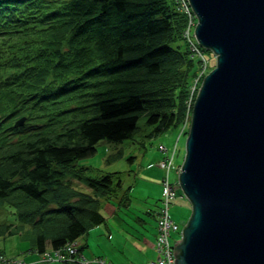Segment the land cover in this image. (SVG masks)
<instances>
[{
	"label": "trees",
	"instance_id": "16d2710c",
	"mask_svg": "<svg viewBox=\"0 0 264 264\" xmlns=\"http://www.w3.org/2000/svg\"><path fill=\"white\" fill-rule=\"evenodd\" d=\"M179 1L0 0V205L18 221L0 237L27 226L42 254L84 236L119 182L76 161L132 138L140 116L149 137L182 123L201 61Z\"/></svg>",
	"mask_w": 264,
	"mask_h": 264
},
{
	"label": "water",
	"instance_id": "95a60500",
	"mask_svg": "<svg viewBox=\"0 0 264 264\" xmlns=\"http://www.w3.org/2000/svg\"><path fill=\"white\" fill-rule=\"evenodd\" d=\"M188 3L216 64L185 140L178 185L191 214L174 264H264V0Z\"/></svg>",
	"mask_w": 264,
	"mask_h": 264
},
{
	"label": "rangeland",
	"instance_id": "374dc122",
	"mask_svg": "<svg viewBox=\"0 0 264 264\" xmlns=\"http://www.w3.org/2000/svg\"><path fill=\"white\" fill-rule=\"evenodd\" d=\"M197 20L195 22L196 26ZM194 27L192 28V36L196 44L201 47L206 57L205 65L201 68L202 73L198 75L204 76L208 74L216 64L215 54L200 46L194 35ZM173 48H178L181 53L186 51L187 43L181 40L175 41L171 44ZM202 77L199 79V84L202 82ZM204 78V77H203ZM197 85V87L199 86ZM21 119V118H20ZM187 127L184 134L181 133L182 125L171 127L162 133L149 137L153 127L145 123L144 116H140L137 126L138 129L132 138L125 139L119 142H112L107 140H101L96 146V152L87 158L76 161L79 166L87 167V174L91 177H98L105 173H114L115 181L119 182V186L116 189V198H111L108 202L120 201L118 205L124 206L128 204V193L132 196V203L134 208H140L141 211H147L148 208L154 209L157 205V200L160 195L161 178L163 177V171L158 168V163L163 156L162 152L158 150L160 145L168 149H172L176 143L177 137L180 135L178 141L177 150L173 160L175 168L180 167L183 163L185 151L186 131L189 126V119H187ZM24 122V121H23ZM177 178L176 172L172 170L169 173V179L171 182H175ZM71 185L77 190L82 192H89V190L80 182L76 180L70 181ZM134 192V193H131ZM186 199V198H185ZM189 203V202H188ZM187 203V204H188ZM106 202L102 200L100 202V212L104 216L102 211H105ZM183 205H170V215L174 218L178 224L184 226L190 217V208ZM134 209V211H136ZM138 212V211H137ZM152 213V212H151ZM153 214V213H152ZM144 220H149V216L141 215ZM17 215L15 210L7 205H0V225L5 224H17ZM138 214L134 215V221ZM154 219L153 216H151ZM151 219L149 224H153L155 221ZM155 220V219H154ZM101 226V225H100ZM98 227L101 229L100 235H94L89 233L90 251L93 254H101L108 245L106 239L105 225ZM150 231V227H145ZM142 227V228H143ZM96 228V226H95ZM138 229V227H135ZM94 229V228H93ZM92 229V230H93ZM91 234V236H90ZM180 239L179 233L171 234L170 240L172 244ZM81 241V239H80ZM34 246V238L29 227H24L23 231L10 236L0 237V251L6 256L23 260L25 264H38L37 252L33 253L32 248ZM61 264V263H55Z\"/></svg>",
	"mask_w": 264,
	"mask_h": 264
},
{
	"label": "built area",
	"instance_id": "2783aa9c",
	"mask_svg": "<svg viewBox=\"0 0 264 264\" xmlns=\"http://www.w3.org/2000/svg\"><path fill=\"white\" fill-rule=\"evenodd\" d=\"M180 8L184 13L188 15V26L185 32V36L190 46V51L193 56L200 59L203 63L202 67L205 65V56L202 49L196 44L192 36V28L195 27L196 18L191 10L188 0H180ZM202 71V69H201ZM199 73H202V72ZM198 73V74H199ZM196 76L188 94L186 101L187 112L182 124L181 133L186 130L187 119H189L191 108L198 90L197 85L199 84V79L202 76ZM177 146L175 145L172 150L159 146V150L163 153V158L159 162V167L165 171V176L162 180V192L160 199V211L157 219V237L155 240L154 249L156 252V258L150 261L148 264H174L175 256L172 244L170 243V233L179 232L181 225L174 222L169 214V208L173 200L176 198V192L173 185L169 181L168 173L173 168V160L175 156ZM180 171V169H179ZM78 245L76 241L67 244L64 248L57 250L46 251L41 254L40 262L44 264L57 263V262H81L82 264H111L106 262L101 258H94L92 260H86L83 257L78 256ZM0 264H22L18 259L7 258L0 254Z\"/></svg>",
	"mask_w": 264,
	"mask_h": 264
},
{
	"label": "crops",
	"instance_id": "0c3cea01",
	"mask_svg": "<svg viewBox=\"0 0 264 264\" xmlns=\"http://www.w3.org/2000/svg\"><path fill=\"white\" fill-rule=\"evenodd\" d=\"M177 191L178 194H181L179 189ZM131 193L134 192L131 191ZM131 198L132 196L129 192L128 204L124 206L118 205L117 201L106 202L105 211H102L105 221L100 225H105L108 245L101 254L89 252L90 237L88 238L87 236L89 233H93L94 235H100L101 233V229L98 228L100 225L96 226V228L94 227L93 230L91 229L87 234L81 237V245H83L82 253L87 259L101 256L114 264H146L155 257L154 242L156 238V220H154V211L156 209V204L154 209L148 208L146 212H143L140 208H134ZM187 203L188 201L183 197L174 201L176 205H183L185 206L184 208L189 207L191 212V205ZM134 209L136 211H134ZM136 214H138V217L136 221H134V215ZM144 214L149 216V220L143 219L141 215ZM151 216H153L154 219H152ZM151 219L155 221L154 226L153 224H149ZM136 226L138 229L135 228ZM143 226L150 227L151 233ZM37 257L38 264H40V254L37 253Z\"/></svg>",
	"mask_w": 264,
	"mask_h": 264
},
{
	"label": "bare ground",
	"instance_id": "6f19581e",
	"mask_svg": "<svg viewBox=\"0 0 264 264\" xmlns=\"http://www.w3.org/2000/svg\"><path fill=\"white\" fill-rule=\"evenodd\" d=\"M186 225V224H185Z\"/></svg>",
	"mask_w": 264,
	"mask_h": 264
}]
</instances>
